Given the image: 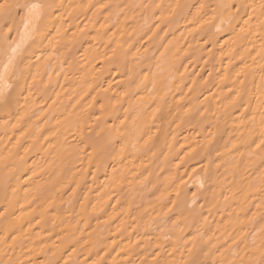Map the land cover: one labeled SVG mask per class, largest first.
<instances>
[{"label":"bare ground","instance_id":"1","mask_svg":"<svg viewBox=\"0 0 264 264\" xmlns=\"http://www.w3.org/2000/svg\"><path fill=\"white\" fill-rule=\"evenodd\" d=\"M31 2L52 7L23 41L12 33L0 264H264V30L251 9L221 23L222 0Z\"/></svg>","mask_w":264,"mask_h":264},{"label":"snow or ice","instance_id":"2","mask_svg":"<svg viewBox=\"0 0 264 264\" xmlns=\"http://www.w3.org/2000/svg\"><path fill=\"white\" fill-rule=\"evenodd\" d=\"M52 5H46L39 2H31V0H25L24 3L16 2V0H0V21H3L4 24H7L9 20H12V24L8 25L7 30L0 33V42L3 45H7V49H11L12 55L8 57V63L5 65V72L0 73V108H7L10 104L9 94L7 89L11 87L10 84L6 82L5 76L10 67L14 66L16 61V53L19 49V44H17L15 38L12 37L13 31H17L21 37V40L28 35L29 28L32 27L34 21H39L43 18L45 10L51 8ZM173 12L177 8L181 7L180 5H170ZM208 6L205 4H200L197 8L196 18L206 14L202 12V9H206ZM157 9L164 8L163 4L156 5ZM251 9V14L249 15V20L246 23H249L253 19H258V27L264 30V0H260V3L257 5L255 2L251 4H245L236 0V2H220L213 9L212 20H220L221 23L230 22L233 19H236L240 16L241 9ZM23 12V15L20 18V22L24 25L23 32H19V25L15 21V16L20 15ZM32 30L35 31V28L32 27ZM5 49V51H7ZM241 93L237 92L236 96L233 97V103L237 99H241ZM257 107L259 108L261 115V124H262V134H264V91H261L260 95L257 97ZM7 123V122H6ZM264 180V177H262ZM195 196V194H193ZM253 248L257 247L256 240L252 241ZM258 249L261 253V256L264 257V229L261 230V238L258 245ZM239 264H244V261L241 260ZM248 264H256L255 260H250Z\"/></svg>","mask_w":264,"mask_h":264}]
</instances>
